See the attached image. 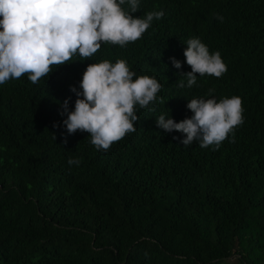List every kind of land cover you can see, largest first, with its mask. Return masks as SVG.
<instances>
[{
    "label": "trees",
    "instance_id": "obj_1",
    "mask_svg": "<svg viewBox=\"0 0 264 264\" xmlns=\"http://www.w3.org/2000/svg\"><path fill=\"white\" fill-rule=\"evenodd\" d=\"M152 11L164 16L135 42L0 84V264H264V0H140L133 15ZM191 38L228 70L189 88ZM119 59L162 89L154 110L136 106L135 132L97 150L89 133L68 135L61 106L74 111L90 64ZM233 96L244 122L218 150L157 127L190 118L193 98Z\"/></svg>",
    "mask_w": 264,
    "mask_h": 264
},
{
    "label": "clouds",
    "instance_id": "obj_2",
    "mask_svg": "<svg viewBox=\"0 0 264 264\" xmlns=\"http://www.w3.org/2000/svg\"><path fill=\"white\" fill-rule=\"evenodd\" d=\"M126 3L127 11L122 7ZM139 4L140 0H0V84L24 74L36 84L52 72L51 66L64 65L77 53L89 58L102 42L124 47L137 41L154 19L164 16L163 11H152L136 17ZM184 56L191 67V72L182 74L189 88L196 85L197 74L219 78L228 70L220 52L210 54L199 38L187 41ZM171 63L176 69L182 67L175 58ZM134 77L136 73L123 59L115 64L108 60L90 64L80 83L82 92L71 89L77 96L74 111L68 110L70 98L61 106V114L67 115L63 125L68 135L87 132L97 150L107 151L127 133L135 132L136 106L154 110L149 106L157 101L162 85L156 78ZM179 87H185L183 81ZM213 91L209 89V94ZM187 108L193 115L179 123L165 115L156 120L165 132L184 134L180 141L184 146L199 142L201 148L218 150L230 133L234 139V129L244 122L239 96L219 102L193 98ZM68 164L78 166L80 160L69 159Z\"/></svg>",
    "mask_w": 264,
    "mask_h": 264
},
{
    "label": "rangeland",
    "instance_id": "obj_3",
    "mask_svg": "<svg viewBox=\"0 0 264 264\" xmlns=\"http://www.w3.org/2000/svg\"><path fill=\"white\" fill-rule=\"evenodd\" d=\"M235 263V259H231L229 261H227L225 264H234Z\"/></svg>",
    "mask_w": 264,
    "mask_h": 264
}]
</instances>
